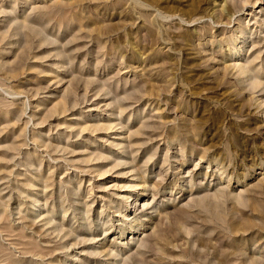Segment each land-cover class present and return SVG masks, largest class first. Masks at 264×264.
Returning a JSON list of instances; mask_svg holds the SVG:
<instances>
[{"label":"rangeland","instance_id":"1","mask_svg":"<svg viewBox=\"0 0 264 264\" xmlns=\"http://www.w3.org/2000/svg\"><path fill=\"white\" fill-rule=\"evenodd\" d=\"M0 264H264V0H0Z\"/></svg>","mask_w":264,"mask_h":264}]
</instances>
